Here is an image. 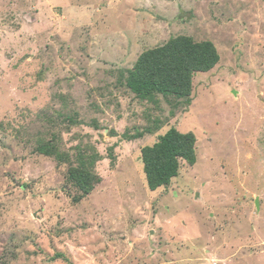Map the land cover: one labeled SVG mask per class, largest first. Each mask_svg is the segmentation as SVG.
<instances>
[{"label": "rangeland", "instance_id": "374dc122", "mask_svg": "<svg viewBox=\"0 0 264 264\" xmlns=\"http://www.w3.org/2000/svg\"><path fill=\"white\" fill-rule=\"evenodd\" d=\"M211 41L190 102L124 85L145 50ZM191 132L196 161L150 191L140 150ZM94 160L79 193L69 167ZM0 264H264V0H0Z\"/></svg>", "mask_w": 264, "mask_h": 264}, {"label": "trees", "instance_id": "16d2710c", "mask_svg": "<svg viewBox=\"0 0 264 264\" xmlns=\"http://www.w3.org/2000/svg\"><path fill=\"white\" fill-rule=\"evenodd\" d=\"M219 54L211 41L196 42L189 36H176L162 45L143 51L132 67L124 73L125 87L139 100L157 103L160 96L190 102L192 78L196 73L213 69ZM196 138L191 133H180L174 127L160 135L156 142L140 150L142 171L150 191L167 187L178 175L180 162L192 166L196 161ZM39 154L51 156L58 163L69 167L66 180L79 193V201L92 192L99 177L93 172L94 160L84 153H77L74 164L61 152L55 134L49 141L39 142Z\"/></svg>", "mask_w": 264, "mask_h": 264}]
</instances>
